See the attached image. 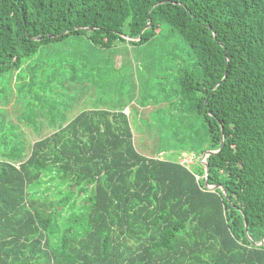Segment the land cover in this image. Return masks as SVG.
Returning <instances> with one entry per match:
<instances>
[{
    "label": "trees",
    "instance_id": "obj_1",
    "mask_svg": "<svg viewBox=\"0 0 264 264\" xmlns=\"http://www.w3.org/2000/svg\"><path fill=\"white\" fill-rule=\"evenodd\" d=\"M171 37L179 78L159 94L186 136L167 158L138 150L124 109L26 113L35 84L100 80L82 51L35 82L24 61L47 48L153 41L168 55ZM9 73L5 104L53 131L29 147L0 119V264H264V0H0V86ZM182 152L210 154L189 167Z\"/></svg>",
    "mask_w": 264,
    "mask_h": 264
},
{
    "label": "rangeland",
    "instance_id": "obj_2",
    "mask_svg": "<svg viewBox=\"0 0 264 264\" xmlns=\"http://www.w3.org/2000/svg\"><path fill=\"white\" fill-rule=\"evenodd\" d=\"M162 28L168 33L169 28L166 26ZM78 41L80 40L73 42L72 45L67 44L68 42L58 43L49 50L47 48L46 53L38 59L31 58L24 63L38 72L40 78L35 79V82H38L53 73L50 69L53 65L63 70L65 60L62 57L66 56L64 52L72 54L85 51L88 52L93 64L96 65L98 62L102 68L99 70L101 73L98 83L87 86V92L83 91L78 80L70 81L67 78L63 80V76L66 75H62L56 87L53 84L43 88L35 84L31 96H28L25 103L26 113L36 117L37 122H42L46 120L47 111H50V105L53 104L58 106L60 112H66L69 119L85 109H124L131 116L136 146L143 154L164 159L168 157L170 154L168 152L172 148L181 146L182 143L177 141L186 134L178 127V114L171 112L170 102L159 94L160 88L170 90L176 87L179 74L172 68L177 64L178 56L175 58L174 46L178 41L174 37L168 40L171 51L168 55L166 52L162 53L161 46L153 41L140 47L125 44L108 50L94 49V52L90 51L89 45ZM53 52H59L56 59L51 55ZM11 77L12 74L9 73L2 79L3 83L0 87L4 88V91L0 95L11 93L7 82ZM24 77L28 78L30 83V77L28 75ZM13 88L17 91L16 87ZM21 105L14 96L10 98L8 104H5L0 97V114L5 117L0 119H4L6 123L11 121L20 125L21 131L26 136L27 145L31 147L37 139L51 133L53 128L47 126L42 130V134L35 133L32 127L20 121L24 111ZM162 109L168 112L161 111ZM163 125L170 127V130H164ZM181 160L192 167L197 166L200 160L203 161V156H197L194 161L193 156L185 152Z\"/></svg>",
    "mask_w": 264,
    "mask_h": 264
},
{
    "label": "water",
    "instance_id": "obj_3",
    "mask_svg": "<svg viewBox=\"0 0 264 264\" xmlns=\"http://www.w3.org/2000/svg\"><path fill=\"white\" fill-rule=\"evenodd\" d=\"M207 154H210V152H207L206 155H207ZM206 155H205V157H204V161H205ZM215 188H216V187H215Z\"/></svg>",
    "mask_w": 264,
    "mask_h": 264
},
{
    "label": "crops",
    "instance_id": "obj_4",
    "mask_svg": "<svg viewBox=\"0 0 264 264\" xmlns=\"http://www.w3.org/2000/svg\"><path fill=\"white\" fill-rule=\"evenodd\" d=\"M204 157H205V155L203 156V161H204Z\"/></svg>",
    "mask_w": 264,
    "mask_h": 264
}]
</instances>
